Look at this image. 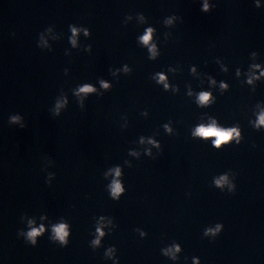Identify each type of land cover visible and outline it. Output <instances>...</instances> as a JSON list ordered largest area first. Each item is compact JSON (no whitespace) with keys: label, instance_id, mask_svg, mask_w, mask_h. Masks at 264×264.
<instances>
[{"label":"water","instance_id":"1","mask_svg":"<svg viewBox=\"0 0 264 264\" xmlns=\"http://www.w3.org/2000/svg\"><path fill=\"white\" fill-rule=\"evenodd\" d=\"M204 2L0 0V264H264V0Z\"/></svg>","mask_w":264,"mask_h":264},{"label":"clouds","instance_id":"2","mask_svg":"<svg viewBox=\"0 0 264 264\" xmlns=\"http://www.w3.org/2000/svg\"><path fill=\"white\" fill-rule=\"evenodd\" d=\"M257 6H259L258 3H257ZM200 10L203 13H207L209 11V5L207 3V0H205V2L201 5ZM76 31L77 30L75 28H72L73 35L76 34ZM152 31H153L152 28H148L146 30V33L140 38L144 44H148V42L150 41ZM73 43H74V41H73ZM153 48H154V46H153ZM150 51H153V49H150ZM253 55H255V53H253ZM253 67L259 68V65H254ZM158 75H159L158 83L164 82L166 79L165 76L163 74H158ZM261 75H264V72H261ZM256 78L258 79V77H256ZM247 83H252V80L249 79L247 81ZM101 85L104 88H108V86H109L107 83H104L103 81H101ZM164 87H165V89H167L168 85L165 83ZM221 87L227 88V85L222 83ZM80 91L84 92V93H88V92L94 91V89L90 85H85L84 87H82L80 89ZM210 98H211V94L209 92H201L198 95V102L200 105H207L210 101ZM18 120H19V117L13 116L11 118L10 122L16 123V122H18ZM257 124L258 125H264V112H261L259 114ZM23 127H24V125H21V128H23ZM165 127H167V126H165ZM193 135L198 136L204 140L214 138L212 140V147L219 149L222 144H227L230 140L233 139V137H239L240 133H239L238 129L235 127H232V128L218 127L216 125L215 120H213L208 125L201 124V125L197 126ZM119 174H120L119 169H117L116 175L119 176ZM224 179L225 178L222 177L220 180L216 181L217 186L223 184ZM122 191H123V189L121 188L120 183L118 181H114L113 185H112V192H111L112 197L117 198L122 193ZM219 228H220V226L218 225L216 231H218ZM42 231H43L42 228L39 230L33 228L31 231H29L27 233L26 242L32 246H35L37 244L36 237L39 236ZM97 231L100 232L99 229H97ZM209 231H211V230H209ZM54 233H55V238H57L59 240L61 246H65L67 244L66 237L68 236V232L66 231V225L60 224V225L56 226L54 228ZM100 235H103V233L100 232ZM213 235H215V232H213ZM98 243H99V240L93 241V244H98ZM179 251H180V247L178 245L175 246V252H179ZM167 254L173 255V258H175L174 253H172L171 250Z\"/></svg>","mask_w":264,"mask_h":264}]
</instances>
